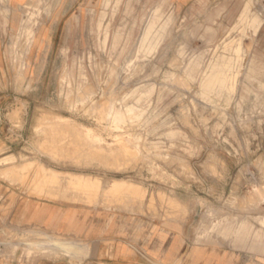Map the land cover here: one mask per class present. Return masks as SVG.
<instances>
[{
  "label": "rangeland",
  "instance_id": "374dc122",
  "mask_svg": "<svg viewBox=\"0 0 264 264\" xmlns=\"http://www.w3.org/2000/svg\"><path fill=\"white\" fill-rule=\"evenodd\" d=\"M15 2L0 262L69 260L58 241L76 262L106 244L103 260L264 264V0ZM26 199L78 210L82 233L13 219Z\"/></svg>",
  "mask_w": 264,
  "mask_h": 264
},
{
  "label": "crops",
  "instance_id": "0c3cea01",
  "mask_svg": "<svg viewBox=\"0 0 264 264\" xmlns=\"http://www.w3.org/2000/svg\"><path fill=\"white\" fill-rule=\"evenodd\" d=\"M0 0V11L7 15L8 11L12 9V6L16 5V0H8L11 2L2 3ZM4 4V5H3ZM27 7V6H24ZM11 215L13 219L18 222H25L26 224H36L46 230L65 233L72 232L80 234L82 233V220L78 210L73 208L59 207L48 201H39V199H26L19 202L18 206L14 208ZM2 216L0 215V220ZM3 230V229H2ZM0 228V231H2ZM116 251L118 248H110L106 244H98L93 249L94 257L88 258L85 261H71L56 259L40 258L33 264H139V262L122 258L120 255L112 254L110 258L102 259L103 255H99L98 252ZM101 258V259H98ZM131 261V262H129ZM0 264H6V262H0ZM11 264V263H9Z\"/></svg>",
  "mask_w": 264,
  "mask_h": 264
},
{
  "label": "bare ground",
  "instance_id": "6f19581e",
  "mask_svg": "<svg viewBox=\"0 0 264 264\" xmlns=\"http://www.w3.org/2000/svg\"><path fill=\"white\" fill-rule=\"evenodd\" d=\"M5 14V13H4ZM33 22V21H32ZM26 24V23H25ZM30 35V34H29ZM35 36V35H34ZM33 38V32H31L30 35V39ZM29 59V58H28ZM122 191V190H121ZM46 243V241H45ZM36 244V243H35ZM40 243H37L36 245H38ZM54 244L60 245L61 248H63V254L65 255V257H67L69 260L73 258V254H72V247L68 246L66 244H63L62 242H58V241H54ZM33 246V245H32ZM86 247V246H85ZM76 261V260H75Z\"/></svg>",
  "mask_w": 264,
  "mask_h": 264
}]
</instances>
